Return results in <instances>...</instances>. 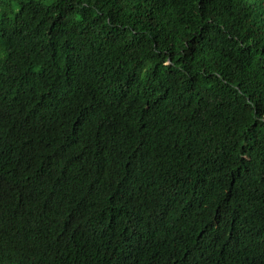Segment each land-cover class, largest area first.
<instances>
[{
  "label": "trees",
  "instance_id": "16d2710c",
  "mask_svg": "<svg viewBox=\"0 0 264 264\" xmlns=\"http://www.w3.org/2000/svg\"><path fill=\"white\" fill-rule=\"evenodd\" d=\"M181 257L264 264V0H0V264Z\"/></svg>",
  "mask_w": 264,
  "mask_h": 264
},
{
  "label": "clouds",
  "instance_id": "9594fccd",
  "mask_svg": "<svg viewBox=\"0 0 264 264\" xmlns=\"http://www.w3.org/2000/svg\"><path fill=\"white\" fill-rule=\"evenodd\" d=\"M180 263H181V264H187V263L185 262V260L182 259V257H181V259H180V262H179V261L174 262V260L172 259L171 262H169V263L165 262V263H163V264H180ZM151 264H158V262H151Z\"/></svg>",
  "mask_w": 264,
  "mask_h": 264
},
{
  "label": "bare ground",
  "instance_id": "6f19581e",
  "mask_svg": "<svg viewBox=\"0 0 264 264\" xmlns=\"http://www.w3.org/2000/svg\"><path fill=\"white\" fill-rule=\"evenodd\" d=\"M50 134V133H49ZM52 134V133H51ZM48 136V135H47ZM50 137V136H49ZM56 140V139H55ZM54 142V141H53ZM40 144V143H39ZM56 146V145H55ZM73 151H74V149H73ZM45 217V216H44Z\"/></svg>",
  "mask_w": 264,
  "mask_h": 264
}]
</instances>
